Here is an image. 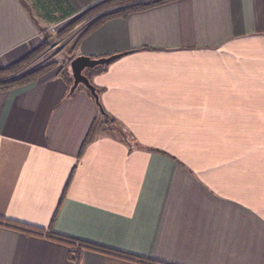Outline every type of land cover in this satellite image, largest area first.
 <instances>
[{
  "label": "crops",
  "instance_id": "1",
  "mask_svg": "<svg viewBox=\"0 0 264 264\" xmlns=\"http://www.w3.org/2000/svg\"><path fill=\"white\" fill-rule=\"evenodd\" d=\"M52 1L56 25L109 0ZM42 30L0 0V68ZM120 53L90 78L116 125L84 147L99 111L62 71L0 92V264H264V0L113 17L76 56Z\"/></svg>",
  "mask_w": 264,
  "mask_h": 264
},
{
  "label": "trees",
  "instance_id": "2",
  "mask_svg": "<svg viewBox=\"0 0 264 264\" xmlns=\"http://www.w3.org/2000/svg\"><path fill=\"white\" fill-rule=\"evenodd\" d=\"M50 1L53 2L52 0H50ZM172 1H175V0H149L146 2H139V3L132 4V5H126V6L121 7V8H113L114 6L120 5L121 2H123V0H109V1H106V3H103L101 5H97L93 8L85 11L84 13L79 15L78 17H76L74 20H72V22H70L68 25H66V27L63 30H61L63 32H59L58 35L61 36L62 34L67 32L68 29H71L74 25L82 24L85 22V24L82 25V27L80 28V30L77 33V36H76L77 39L73 43V46H75L76 42L80 41L88 33L93 31L95 28H97L102 22H104L107 19H110L113 17H125L129 13L140 11V10L147 9L150 7H154V6L167 4V3L172 2ZM56 6H58V5L56 4ZM105 8L107 9V11L104 12V10H106ZM110 8H113V9H110ZM47 9H50V8H47ZM54 9H55V7H54ZM99 12H102V13H100L98 15ZM95 14H97V15L95 16ZM87 20H89V21L87 22ZM50 40L51 39L47 36V34H44V30H42V42L35 50L30 51L24 58L18 60L17 62H14L12 64L4 66L3 68H0V92L10 91L13 89L26 87V86L34 83L42 75L49 73L52 70L53 63L39 64V65H34V66L29 67L30 64L35 62V60L37 58V54H41L51 44L53 46L54 39L51 41ZM71 60L72 59L68 60L66 66L64 68V71L62 73V75L64 77H66V79L68 80V83H67L68 87H70L71 83H72L71 73H70V69H69V63ZM104 68L96 67L94 69L85 70L84 74L90 80L92 74L97 73V72L103 70ZM79 89H81V86L78 87L77 90H79ZM95 89L98 93V89L97 88H95ZM68 90H69V88H68ZM72 95H68V91H67V94L65 95L64 98L67 99V98L71 97ZM98 111H99L100 121H99V123L93 124V126L91 127L83 147L96 136V134L98 133V130L101 129L102 133L104 132V129L101 128V123H102V126L107 125L109 128H110V126L116 125L115 119L113 117H111L108 113H106L104 110L102 112L100 110H98ZM123 138L125 139L124 135H123ZM78 245L80 247H84L87 249H92V250H96V251H99L102 253H107L110 255H115V256L121 257L120 255L114 254L112 252H109V251L101 249V248L90 246L88 244L83 243V244H78ZM77 258L78 257L76 255L73 256L74 261ZM125 259L137 261V262H140L142 264H157V263H153V262H149V261L146 262V261L140 260V259L137 260L135 258H130V257L125 258Z\"/></svg>",
  "mask_w": 264,
  "mask_h": 264
},
{
  "label": "rangeland",
  "instance_id": "3",
  "mask_svg": "<svg viewBox=\"0 0 264 264\" xmlns=\"http://www.w3.org/2000/svg\"><path fill=\"white\" fill-rule=\"evenodd\" d=\"M24 1L27 5V8L29 9V12H31V15L33 16V18L37 20L39 27L44 29V34H47V36L51 40L54 39L53 46L51 44L41 54H37V58L35 62L30 64L29 67L34 66V65H39V64L53 63L52 70L50 72L58 73L62 71L61 73H63L68 60L76 57L79 42L83 38L80 41L76 42L75 46H73V43L77 39L76 36H77L78 31L80 30L82 25L85 24V22L82 24L74 25L71 29H68L67 32H65L64 34L61 33L62 35L60 36L58 35L59 32H63L61 30H63L66 27V25L72 22V19L63 21L56 25L49 24L47 21H49L50 19L44 18L45 19L44 21L41 18V15H40L41 10L39 8L40 5L38 2L39 0H24ZM40 2L44 9L54 8V4L50 0H40ZM105 11H107V9L104 10V12ZM100 13L102 12H99L98 15ZM96 15L97 14H95V16ZM89 20H87V22ZM79 91L87 92V90L84 89L83 87H81ZM101 126H102V123H101ZM105 128H106L105 125H103L102 129H105Z\"/></svg>",
  "mask_w": 264,
  "mask_h": 264
},
{
  "label": "water",
  "instance_id": "4",
  "mask_svg": "<svg viewBox=\"0 0 264 264\" xmlns=\"http://www.w3.org/2000/svg\"><path fill=\"white\" fill-rule=\"evenodd\" d=\"M124 54L125 53L114 54L108 57H102L97 59H91L89 57L81 55L74 57L69 63L72 83L69 87L68 95H72L73 93H75L78 87L81 86L88 91L98 110L102 112L103 108L99 101V95L95 87L91 84L88 77L84 74V71L94 69L96 67L104 68L106 65H108L115 59L120 58Z\"/></svg>",
  "mask_w": 264,
  "mask_h": 264
}]
</instances>
